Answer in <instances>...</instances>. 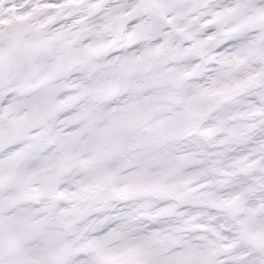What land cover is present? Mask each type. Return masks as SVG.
<instances>
[{
  "label": "snow or ice",
  "instance_id": "snow-or-ice-1",
  "mask_svg": "<svg viewBox=\"0 0 264 264\" xmlns=\"http://www.w3.org/2000/svg\"><path fill=\"white\" fill-rule=\"evenodd\" d=\"M0 264H264V0H0Z\"/></svg>",
  "mask_w": 264,
  "mask_h": 264
}]
</instances>
